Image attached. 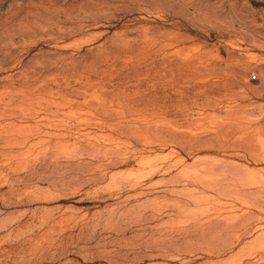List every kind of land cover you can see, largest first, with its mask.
Masks as SVG:
<instances>
[{"label":"rangeland","instance_id":"rangeland-1","mask_svg":"<svg viewBox=\"0 0 264 264\" xmlns=\"http://www.w3.org/2000/svg\"><path fill=\"white\" fill-rule=\"evenodd\" d=\"M0 264H264V0H0Z\"/></svg>","mask_w":264,"mask_h":264},{"label":"built area","instance_id":"built-area-1","mask_svg":"<svg viewBox=\"0 0 264 264\" xmlns=\"http://www.w3.org/2000/svg\"><path fill=\"white\" fill-rule=\"evenodd\" d=\"M253 79H255V76H252Z\"/></svg>","mask_w":264,"mask_h":264}]
</instances>
